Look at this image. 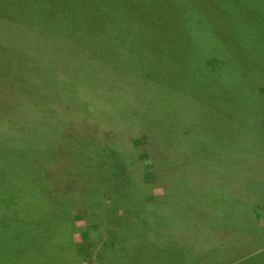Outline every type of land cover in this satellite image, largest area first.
Segmentation results:
<instances>
[{"label": "rangeland", "instance_id": "1", "mask_svg": "<svg viewBox=\"0 0 264 264\" xmlns=\"http://www.w3.org/2000/svg\"><path fill=\"white\" fill-rule=\"evenodd\" d=\"M29 14L37 17L36 25L30 23V26L49 33L53 42L37 31L35 36L50 41V54L56 57L52 59H66L70 70L68 82L61 88L49 80V73L39 77L44 80L30 81L26 71L32 63L36 70L39 64L45 69L42 53L18 64L6 63L12 65L9 69L15 70L9 77L18 90L31 101L33 96L44 102L33 105L48 111L41 122L26 127L28 133L42 131L36 125L57 124L63 132L77 131L80 125L96 138L95 133L101 127L103 138L90 140L99 151L96 157L111 156L108 149L113 154L119 153L120 162L115 165L120 175L108 179L129 178L135 194L146 198L166 188L164 169L182 171L178 163L166 159L160 166L152 167L150 177H145V169L142 172L136 166L148 157L149 148L158 136L157 129L185 135L182 126H166L154 118L168 116V120L189 125L191 134L205 133L199 140L195 135L188 137L192 144H200L187 149L193 159L192 168L199 167L198 160L204 162L212 157L208 151H220L219 156L226 163L240 169L237 177L253 202L240 207L237 220L229 213L204 219V226L212 224L208 230H234L230 232L235 238L227 239L221 246L225 250L217 249L211 236L210 252L198 249L199 252L192 253L183 243L174 246L175 240L169 238L171 233L165 234L169 231L181 238L189 232L203 237V221L199 224L190 221L192 214L200 211L198 202H191L199 194L200 184H194L189 192V204L180 203L170 215L161 212L156 226L139 225L133 209L113 211L110 218L119 216L117 220L122 221L110 226L111 237L115 243L122 244L115 245L109 254L95 251L97 247L90 246L82 236L88 225L80 207L87 204L85 198L90 192H75L69 181L59 189L54 180L60 169L63 176L78 173L83 184L97 182L90 171L97 168L95 157H87L84 166V162L77 160L80 166L77 165L70 160L74 155L67 152L65 148L69 145L60 136L53 137L43 151L30 147V157H26L21 154L19 138L13 142L16 137L2 134L7 128L0 118V144H3L0 145V264H31L27 262V254L33 244L47 249L55 244L60 246L46 252L47 264H117V261L167 264L166 258L172 264H188V258L191 264H264V0H0V15L6 17H0V34L5 26L13 27L15 33L20 21H27ZM1 64L4 62L0 60ZM135 72L141 76L133 78ZM71 100L76 102L71 103L73 109L68 116L59 117L61 108L57 106ZM158 108L162 109L160 113L155 112ZM125 114L123 118L135 131L131 143H128L129 137L123 139L122 126L116 124L117 116ZM83 121H87L86 127ZM73 135L80 136L77 132ZM188 141L179 139V147ZM53 142L56 147L51 146ZM129 144L132 149H128ZM229 145L238 154L228 152ZM122 150L124 158L120 154ZM64 158L71 163H63ZM52 161L57 166H50ZM8 163L25 165L33 182H28L19 166L15 169ZM84 167L87 170L82 172ZM168 177L176 187L189 183L186 179ZM34 182L46 183L48 190L36 187ZM168 189L173 192L171 185ZM229 190V186L221 185L214 191L219 195ZM233 201L239 204L240 199ZM170 202L176 206L178 200L170 197ZM220 203L210 199L202 204L218 207ZM152 204L158 211L162 209L159 204ZM67 209L72 222L68 219L64 223L61 219L67 220ZM183 210L187 214L180 216L178 211ZM120 222L126 230L119 228ZM234 222L236 228H232ZM63 227L66 230L58 242L57 234ZM158 233L165 234L164 238H154ZM49 235L55 237L52 242ZM198 242L202 244L203 239ZM97 245L101 244L97 242ZM231 256L236 259L233 263L227 262ZM34 264L38 263L34 261Z\"/></svg>", "mask_w": 264, "mask_h": 264}, {"label": "trees", "instance_id": "2", "mask_svg": "<svg viewBox=\"0 0 264 264\" xmlns=\"http://www.w3.org/2000/svg\"><path fill=\"white\" fill-rule=\"evenodd\" d=\"M49 0H44V2H48ZM51 4V3H49ZM28 20L27 21H20L21 24H19V27L16 28V32H13V27H7L4 28L3 34H0V60L4 62V64L0 65V118L5 121V127L7 130L3 131V135L7 136H12L16 137L13 142L17 140V138L20 139L22 142V148H21V154L25 155L26 157H30V147H36V149H46L48 147V144L53 137H62L61 140L64 143H67L69 145L65 149L67 150L68 153H72L74 156L69 157L70 160H74L77 165H79V162L83 163V166L86 161V158L89 157L91 159L92 157H95L97 161V168L96 169H91L90 171L97 177V182L90 181L89 183L83 184L81 179H79L78 173H75L76 175L73 176H63V172H60V169L55 173L54 175V180H57L59 189L64 188L66 181H69L72 186H74L75 189H73L75 192H78L80 194H84L86 192H90L89 197H84L85 199L88 200L87 204L85 206H82V213L85 217V220L87 222V228L86 230L82 233V236H84L85 239H87L89 245L93 247H97V249L94 248L95 251L101 250V251H106L109 254V250L113 249L115 245L119 243H115V238L111 237L112 229L111 225H114L115 222L117 221H122V220H117L120 217L117 216V219L115 217L110 218V215L114 213L113 211H131V209L134 210L135 212V218L138 220L139 225L142 227L146 226H151L154 225L156 226L157 223V218H156V210L154 207H152L155 202L156 196H148L146 198L141 197L138 194H135V189H133L132 185L129 186L128 179H108V177H117V175H120L118 170L119 168L115 165L119 163V153L113 154V152L108 149L109 153L111 156H108V154L96 157L98 154V149L94 145L95 143L90 140H97L103 138V131L100 129L97 131L96 138L94 135L91 133L89 134L87 131H83V127L78 125V130L73 131L72 129H69L65 132H63L62 128L57 125V124H47V125H36L37 128H40L42 131H33V132H27V126H32L41 122L45 115L48 113V111L38 105H33L34 103L38 104H44V102L36 100V97L32 96V101L29 99V97L22 93L21 91L18 90L17 86L12 82V79L9 77L10 72H12L13 69H9L10 66L9 64L6 63H21L23 60H28L36 54L42 53L45 58V63H44V68L40 67L38 70L34 69V64L32 63L30 69L26 71L29 79L31 82L34 81H40L44 79H40L39 77L45 76L46 73H49V80L56 86V85H61L60 87H65L68 80H66V77H68V72L70 70L66 59H59L57 60L52 59V57L56 58L55 55L50 54V46L47 42L48 40H43L40 37L35 36L34 32L37 31L35 29L37 17L31 16L30 14L28 15ZM45 16V15H44ZM0 17H3L0 15ZM6 18V17H3ZM45 20V18H43ZM34 23V26H30ZM35 29L33 31L31 28ZM1 29V27H0ZM49 29V28H48ZM39 33H42L41 35H47L49 33H44L42 31H37ZM12 33V34H11ZM5 36V37H4ZM50 40L52 39L51 36ZM6 38V39H5ZM52 41V40H51ZM53 42V41H52ZM32 53L31 55H27V53ZM123 56L127 59V56L124 55L122 52ZM51 59H50V58ZM35 58V57H34ZM58 63H64V64H58ZM56 65V66H55ZM72 70V69H71ZM15 70H13L14 72ZM13 74V73H12ZM135 76L140 77L141 75L138 73H133L132 77L136 78ZM65 78V79H64ZM145 98V97H144ZM42 102V103H40ZM71 103H76L75 101H69V102H64L62 105H58L57 107L61 108V111L59 114V117L64 118V116L70 113V110L73 108L71 107ZM173 106L176 107L175 103L170 102ZM160 104V103H158ZM168 104V105H171ZM63 106V107H62ZM162 109L158 108L156 109L155 112L160 113ZM153 114V112L151 113ZM127 114L123 116H117L118 120L116 124H120L122 126V133H123V139H127L128 137V143H131L132 140L135 138V131L132 126H130V122L128 123L123 117L126 116ZM163 115V114H162ZM176 117L177 114H175ZM164 116V115H163ZM154 117V114H153ZM165 118L168 116H164ZM158 119L159 122H161L163 125H175V126H182L184 134L185 135H177L175 132H170L167 130L162 131V129H157L158 136L157 138L153 141L154 144L149 148V151L147 153V158L143 160L142 163L136 164L137 168L139 171H144L146 170V173L144 174L145 177H150L152 173V167L156 168L157 165H161V163H164V160H169L172 163H178L177 165L179 168H181L182 171H176V170H170L169 172L164 169V173L166 174L165 177L167 178L163 184H166V188L168 185H171V187H175L176 191L183 195V198H186L185 203L188 202V194L190 191V187L194 184H200L201 189L198 192L199 196H217L216 191H214L218 186L221 185H227L230 187L234 186H239L242 184V181L238 179L237 177V171L240 169L232 168L234 167V164L232 163H226L225 159L223 157H220L219 155L222 153H219L216 149L208 151L209 154H212V157H208L206 161L204 162H199L196 163L199 167L192 168V163L193 159L191 154L187 151L190 147H198L200 144H192L193 142H189L188 137L191 135H195L198 138L196 140H199L203 138L204 132H197L198 134H191L193 132L192 128L189 129L188 126L174 122L172 120H168L170 118H163L160 116L154 117ZM87 121H83V124L86 123ZM166 123V124H165ZM189 124V123H188ZM82 125V124H81ZM116 126V125H115ZM55 127V128H54ZM84 127L85 124H84ZM118 129V126H116ZM53 128V129H52ZM181 129V128H179ZM77 132L80 134L79 137H73L74 133ZM70 133V135L68 134ZM125 135V136H124ZM110 138V137H109ZM112 140V138H110ZM179 139H186L188 141L182 143V145L179 147L178 140ZM218 139H221L218 137ZM74 141H77L73 143ZM73 143V144H72ZM133 143H135L133 141ZM201 143V142H200ZM71 144V145H70ZM178 144V145H177ZM3 146V144H0ZM66 145V146H67ZM52 147L55 146L54 142L51 145ZM132 144H129L128 149H132ZM56 147V146H55ZM222 148V147H221ZM232 145H229L228 149L230 153L232 154H238L236 153V150L234 148L232 149ZM232 149V150H231ZM43 151V150H42ZM18 152V151H17ZM124 153L120 151V154ZM24 156V158H25ZM123 157V154L121 155ZM66 158V157H65ZM64 158V159H65ZM124 158V157H123ZM2 159V158H0ZM90 159H88L90 161ZM94 159V158H92ZM197 159H202V158H197ZM78 160V161H77ZM88 161V162H89ZM107 161V162H105ZM119 161V162H118ZM162 161V162H161ZM53 162V161H52ZM63 163H71L69 160L65 159L62 161ZM101 163V164H99ZM104 166V164H106ZM9 166L12 165L15 169L19 165H16L15 163H8ZM25 164V163H24ZM52 167L57 166L54 162L49 164ZM25 165L19 166L20 170H24V175L28 182H33L31 181L28 177V172L26 169ZM42 166V165H41ZM80 166V165H79ZM145 166H148L145 168ZM11 167V166H10ZM59 167V165H58ZM95 166H92V168ZM44 168V167H43ZM91 168V166H90ZM45 170V169H44ZM87 169L84 167V170L82 172H85ZM97 170V171H96ZM151 171V172H149ZM36 173V170L33 171ZM192 172L193 174H190ZM31 174V173H30ZM164 175V174H163ZM175 177V179L181 178V179H186L189 183L185 185H179V187H176L172 183V179L169 177ZM103 179L104 183H101V179ZM123 178V177H122ZM42 180V179H41ZM43 182V181H42ZM130 182V181H129ZM33 184V183H32ZM155 183H153L154 185ZM33 185H36V187L43 188L44 190H48L47 184L39 183V185L34 182ZM94 185H97L96 187L93 188ZM103 185V187H101ZM210 185V186H209ZM34 186V188H36ZM212 188L209 189V188ZM152 188V187H151ZM174 188V189H175ZM81 189L80 191H78ZM183 190V191H179ZM50 192V191H49ZM183 193V194H182ZM88 196V195H86ZM108 196V197H107ZM104 198H107V200H104ZM118 208V209H117ZM68 210V217L67 220L63 218L61 219L62 222L68 223V219L71 218L70 210ZM129 217H133V214ZM116 219L114 222H110V220ZM70 220V219H69ZM72 222V219L70 220ZM137 223V222H134ZM141 223V224H140ZM159 224V223H158ZM120 229L125 228V225L120 222ZM66 230V228H61L59 231L60 233L57 234L58 238L59 236L63 235V231ZM126 230V228H125ZM91 232H96L97 234H93L91 236ZM106 232L105 235L103 233ZM157 232V231H155ZM38 233V230L36 231ZM54 235V234H53ZM53 241L52 235L50 236ZM120 239V238H119ZM103 240V241H102ZM61 241V239H58V242ZM93 241V243H92ZM57 242V243H58ZM97 242H99L101 245H97ZM120 245L122 244L121 242L119 243ZM57 244H55L52 249L54 250L55 248H60L56 247ZM143 246V245H142ZM141 246V247H142ZM43 247V248H42ZM52 249H47L44 246H40L38 244H33L31 246V249L28 252V260L27 262L34 264V261H36L38 264H47V257H46V252ZM124 250V248H123ZM102 253V252H101ZM100 253V257L102 254ZM119 254V253H118ZM120 255H118L119 257ZM163 258V257H162ZM101 259H103L101 257ZM164 261H168L169 259H164ZM188 261V260H187ZM48 262V261H47ZM167 263V264H168ZM108 264H111L110 262ZM117 264H120L117 261ZM172 264V263H169Z\"/></svg>", "mask_w": 264, "mask_h": 264}, {"label": "crops", "instance_id": "3", "mask_svg": "<svg viewBox=\"0 0 264 264\" xmlns=\"http://www.w3.org/2000/svg\"><path fill=\"white\" fill-rule=\"evenodd\" d=\"M174 188H173V192H170V190L169 189L167 190V188H165L164 191H162L161 193H157L158 191L156 192V195H155L156 201L155 202H156V204H159L162 207V209H160V211L156 210V215L158 213V215L156 216L157 219L159 218L161 212L162 213L164 212L165 214L169 213V215H170V213L173 214V212L177 211V207L180 203H183V204L185 203L186 198H183V200H182L183 195L179 194L176 191V188L175 189ZM230 188H231V190L226 191V193L221 192V193H219V195H217L215 197L212 195H210V196H204V195L199 196V194H197L195 197H193V199H192L193 201H191L190 195L189 194L187 195L188 196V199H187L188 202L186 204H189L190 201L193 202V204L194 203L196 204L198 202V204L203 207V204H207L208 200L210 201V199H212V201H219L221 203L219 204L220 206H218V207L209 205V206H207V207L205 206V207H203V209H201V207L199 206V208H197V209L200 211H196L195 213L192 214L190 221H193L194 224L195 223L199 224V222L203 221L201 223L202 224V230H203V237H196L193 234L189 235V232H187V235H184L183 237L178 238L175 233L169 232V231L166 232L165 234L171 233L169 238H170V240H173V241L175 240L173 242L174 246H178L180 243H183L185 245L184 248H186L188 251H190L192 253H195V251H198V249L201 250L203 253H208V252H210L209 249H210V245H211L210 244V237L211 236L213 237L214 241L217 244V249H218V247L222 248L221 246L223 245V242L226 241L227 239H229V238L231 239L233 237L235 238V236H233L231 234L234 231L231 228H222L220 230L218 228H215V229H209L208 230V228H211L210 226L212 224L209 223L211 225H209L207 227L204 226L205 225L204 221H206L204 219L205 218L209 219L210 216L214 217L213 215H223V214H228V213L230 215L234 214L235 219L237 220L238 218H236L237 217L236 213L239 209H241L240 207H242L244 205L246 206V204L248 205V204L253 202L252 199H249L250 198L249 194L244 189L243 184L236 186V187L232 186ZM200 189H201V186L199 187V191H200ZM179 191L181 192L183 190H179ZM191 191H192V189L190 187L189 192H191ZM170 197H172L175 200H178V203L176 206L171 204ZM238 198L240 199L239 204H235V202L233 200H236ZM211 208H214V209L212 210ZM186 209H188V208H186ZM205 209H211L212 211L211 210H205ZM178 213L180 216H182L185 213L187 214V210H183L182 212L178 211ZM157 223H159V220H157ZM248 224H250V223H248ZM233 225L234 226L232 228H236L235 222L233 223ZM231 230H232V232H230ZM236 232H238V231H236ZM248 232H251V231L249 230ZM248 234H252V233H248ZM164 235H161L158 233L155 235L154 238L163 239ZM178 236H181V235H178ZM200 239H203L202 244L200 242H198V240H200ZM237 239L240 242V239L238 238V236H237ZM222 249L225 250L226 248L225 249L222 248ZM222 249H220V250H222ZM228 249H231V248H228ZM199 254H202V253H199ZM188 259H189L188 264H191L192 263L191 259L190 258H188ZM234 261H236V259H233V256H231V259H229L227 262L233 263ZM130 262H131V260L128 263H130Z\"/></svg>", "mask_w": 264, "mask_h": 264}]
</instances>
